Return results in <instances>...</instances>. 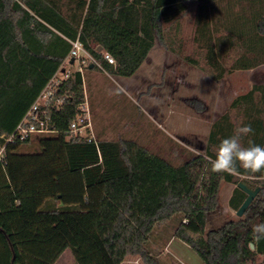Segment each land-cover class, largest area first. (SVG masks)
<instances>
[{
	"label": "trees",
	"instance_id": "obj_1",
	"mask_svg": "<svg viewBox=\"0 0 264 264\" xmlns=\"http://www.w3.org/2000/svg\"><path fill=\"white\" fill-rule=\"evenodd\" d=\"M187 1L0 0V134H11L22 121L63 67L73 40L100 60L102 67L92 68L132 76L156 41L170 48L166 25L187 10ZM210 1L199 0V9ZM255 25L262 39L264 16ZM99 47L116 63L104 60ZM257 89L232 107L260 113L257 102L245 107ZM84 102L83 73L71 69L39 108L54 132L41 137L33 153L19 151L30 139L10 143L0 159V264H54L67 248L77 264H122L132 255L145 264H165L162 250L172 236L205 264H259L264 238L255 240L253 227L264 223V171L237 165L234 173H214L212 150L175 165L133 138L98 135L89 141L70 130ZM244 125L253 133L243 142L264 146V121L251 116ZM230 134L218 121L209 141L219 145ZM240 175L251 177L241 181L259 187L258 194L243 216L207 229L223 181L236 184L232 209L245 201Z\"/></svg>",
	"mask_w": 264,
	"mask_h": 264
},
{
	"label": "rangeland",
	"instance_id": "obj_2",
	"mask_svg": "<svg viewBox=\"0 0 264 264\" xmlns=\"http://www.w3.org/2000/svg\"><path fill=\"white\" fill-rule=\"evenodd\" d=\"M187 5L177 20L166 25L170 48L156 41L134 75L118 76L100 70L93 73L94 83L88 87L86 106L95 137L136 139L177 165L196 154L206 155L208 150L215 153L218 145L210 143L209 135L216 122L230 127L231 136L235 127L244 125L251 116L264 121V35L260 39L255 25L264 16V0H211L204 9H199V0H189ZM239 60L251 67H238ZM255 85L260 89L245 107L257 102L260 113L232 107L237 97ZM225 115L228 118L222 122ZM48 135H34L21 144L19 151H38L40 138ZM242 144L249 146L243 138ZM239 179L251 177L240 175ZM235 186L223 181L219 207L210 213L207 229L240 217L229 205ZM162 256L165 264L202 261L179 238L171 243L170 252ZM257 260L264 264V257ZM54 264L77 262L67 248ZM122 264L145 263L132 255Z\"/></svg>",
	"mask_w": 264,
	"mask_h": 264
},
{
	"label": "built area",
	"instance_id": "obj_3",
	"mask_svg": "<svg viewBox=\"0 0 264 264\" xmlns=\"http://www.w3.org/2000/svg\"><path fill=\"white\" fill-rule=\"evenodd\" d=\"M101 52L104 60L111 64L116 63L115 58L110 53L105 51ZM72 58H74L73 62H71ZM91 64H97L98 66L102 67L100 60H98L84 47L80 39L73 40L70 53L62 67L64 68V71L60 72L59 75L56 74L50 80V82L46 85L35 102L32 104L22 121L17 125L11 134H0V159L5 158L8 144L18 140L23 141L30 139L34 135L54 132V130L46 126V120L41 117L39 112L40 105L46 103L48 99L54 94L55 86L63 78L68 77L71 69H68L67 66H77L76 69L83 73L84 69L88 68ZM86 105V101L81 104V112H79L76 118L72 121L70 130L75 134L87 136L88 140L91 141L96 139V137L93 131V124L90 119L91 117L89 108Z\"/></svg>",
	"mask_w": 264,
	"mask_h": 264
},
{
	"label": "clouds",
	"instance_id": "obj_4",
	"mask_svg": "<svg viewBox=\"0 0 264 264\" xmlns=\"http://www.w3.org/2000/svg\"><path fill=\"white\" fill-rule=\"evenodd\" d=\"M253 133L251 125H237L233 134L219 143L215 158L210 159V171L214 173H234L237 165L250 173L264 171V146L251 144L243 146L242 138ZM255 240L264 238V223L254 225Z\"/></svg>",
	"mask_w": 264,
	"mask_h": 264
},
{
	"label": "crops",
	"instance_id": "obj_5",
	"mask_svg": "<svg viewBox=\"0 0 264 264\" xmlns=\"http://www.w3.org/2000/svg\"><path fill=\"white\" fill-rule=\"evenodd\" d=\"M71 69V68H70ZM76 69V68H74ZM99 69H95V68H92V67H88V68H85L84 71H83V78H84V88H85V101L87 102L88 100V87H90L94 81H93V73H95V71H97ZM64 71V68H61L56 74L59 75L60 72H63ZM101 71V70H100ZM107 72V71H105ZM108 139H111V138H108ZM175 226H173L174 228ZM177 237L176 236H172V238H170V240L167 242L165 248L162 250V254H165V253H168L170 252V245L172 242H174V240H176ZM185 243V242H184ZM260 257V256H259ZM263 257V256H261ZM174 262V261H173ZM201 264H203V262L201 261Z\"/></svg>",
	"mask_w": 264,
	"mask_h": 264
},
{
	"label": "water",
	"instance_id": "obj_6",
	"mask_svg": "<svg viewBox=\"0 0 264 264\" xmlns=\"http://www.w3.org/2000/svg\"><path fill=\"white\" fill-rule=\"evenodd\" d=\"M103 48L99 47V51H102ZM74 61V58L71 59V62ZM94 64H91L90 67H93ZM238 186L247 193V197L245 199V201L242 203V205L240 206V208L237 211V215L238 216H243L244 212L246 211V209L249 207V205L251 204V202L253 201V199L255 198V196L258 194L260 188L256 187V188H252L250 187L247 183L241 181L238 183ZM251 247L254 248V244L251 243ZM205 264V263H203Z\"/></svg>",
	"mask_w": 264,
	"mask_h": 264
}]
</instances>
